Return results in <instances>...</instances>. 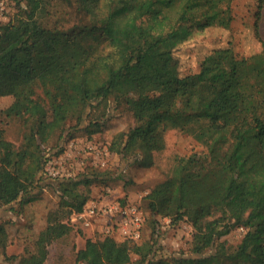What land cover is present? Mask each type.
Listing matches in <instances>:
<instances>
[{"label":"trees","instance_id":"obj_1","mask_svg":"<svg viewBox=\"0 0 264 264\" xmlns=\"http://www.w3.org/2000/svg\"><path fill=\"white\" fill-rule=\"evenodd\" d=\"M255 2L259 49L239 57L223 49L236 97L208 115L193 107L186 85L194 74L181 73L175 51L208 29H228L233 0H17L15 13L0 24V98L12 99L0 115L23 130L14 145L0 127V206L34 200L44 148L58 132L71 134L94 106L112 101L133 122L113 135L110 152L150 167L174 129L200 150L174 156L166 178L147 195L146 239H86L75 261L130 264L134 255L138 264H264V39L258 33L264 0ZM73 42L80 58L62 64ZM105 112L89 120L88 136L110 118ZM109 179L107 170L90 169L59 180L57 209L18 255H7L8 232L0 224V264H46L49 245L72 231L64 217L82 210L94 183ZM162 218L190 224L188 255L157 253ZM235 228H243L242 236L230 248L220 239Z\"/></svg>","mask_w":264,"mask_h":264},{"label":"rangeland","instance_id":"obj_2","mask_svg":"<svg viewBox=\"0 0 264 264\" xmlns=\"http://www.w3.org/2000/svg\"><path fill=\"white\" fill-rule=\"evenodd\" d=\"M16 1L6 0V10L4 17L0 18V24L7 23L15 13ZM255 3V0H233V21L228 29H208L175 51L181 73L185 76L194 74L186 85L192 95L193 107L203 110L208 115L222 107L225 99L236 97L230 56L223 53V49L230 48L236 57L248 55L259 49L253 26L256 19L254 17ZM261 18L258 33L264 39V5ZM80 55L79 44L73 42L72 48L63 54L61 63L68 64V62L76 61ZM203 66L206 67V72L201 73ZM11 100L10 97L0 98V110L9 106ZM104 110H106V117L110 118H102L99 132L88 136L86 128L89 120L99 117ZM132 122L130 113L121 111V107L115 109L110 101L107 108L103 105L94 106L89 111V116L86 118L84 116L81 124L71 134L63 132V135L58 137L60 134L58 132L55 135L53 138L55 141L52 140L44 148L47 161L37 180L38 186L33 188L36 198L21 206L17 203L12 206H0V224H3L8 232L7 255L20 254L24 247L31 245L44 229L47 216L57 209L59 193L55 190L56 183L66 178H78L90 169L107 170L108 177L111 179L105 183H94L86 203L91 200L99 201L106 195V188L114 191L107 198L113 197L120 202L131 201L141 211L143 222L140 237L136 242L149 236L151 230L146 222L148 213L145 207L147 195L166 178L174 156L200 150V145L175 129L169 130L164 135V149L153 154V165L147 168L136 166L130 159L108 150L113 135L132 126ZM70 124L73 125L75 122ZM68 125L69 123L67 127ZM0 127H4L7 140L14 145L20 143L23 127L18 120L0 115ZM80 128L83 129L80 130ZM125 180L131 182L125 185ZM4 182L12 183L10 179ZM158 195L160 194L156 193L154 196ZM70 216L71 214L69 217L65 216L64 221L71 226V233L49 245L46 264H82L75 261V252L83 247L84 241L86 239L97 241L105 237L97 226L90 229L72 225ZM158 220L160 238L157 253L164 257L181 253L188 255L189 240L193 230L190 224L181 221L173 225L168 218ZM241 236L242 232L235 228L220 240L226 241L227 246L233 248L239 243ZM114 237L117 240L121 239ZM214 247L215 244L206 252L212 251ZM130 264H138L137 256L132 255Z\"/></svg>","mask_w":264,"mask_h":264},{"label":"built area","instance_id":"obj_3","mask_svg":"<svg viewBox=\"0 0 264 264\" xmlns=\"http://www.w3.org/2000/svg\"><path fill=\"white\" fill-rule=\"evenodd\" d=\"M5 2L6 0H0V18L4 17ZM113 192L106 188V195L99 201L91 200L83 206L81 211L73 212L70 222L81 228L91 229L97 226L105 237L117 236L121 239L137 241L143 222L141 211L131 201L120 202L113 197L107 198ZM238 230L242 232L243 228Z\"/></svg>","mask_w":264,"mask_h":264}]
</instances>
